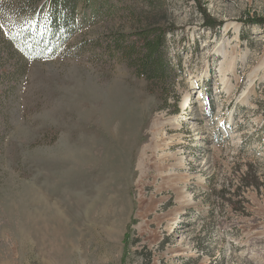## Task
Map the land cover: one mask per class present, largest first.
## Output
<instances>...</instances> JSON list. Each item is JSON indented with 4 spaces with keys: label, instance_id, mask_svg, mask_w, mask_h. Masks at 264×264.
I'll use <instances>...</instances> for the list:
<instances>
[{
    "label": "rangeland",
    "instance_id": "rangeland-1",
    "mask_svg": "<svg viewBox=\"0 0 264 264\" xmlns=\"http://www.w3.org/2000/svg\"><path fill=\"white\" fill-rule=\"evenodd\" d=\"M147 1L0 11V264H264V0ZM144 10L164 84L105 49Z\"/></svg>",
    "mask_w": 264,
    "mask_h": 264
},
{
    "label": "trees",
    "instance_id": "trees-1",
    "mask_svg": "<svg viewBox=\"0 0 264 264\" xmlns=\"http://www.w3.org/2000/svg\"><path fill=\"white\" fill-rule=\"evenodd\" d=\"M79 0H0L1 12H15L19 15L31 14L38 18L44 16L48 20L46 29L51 30V34H56L58 30L64 32V38L70 34L68 23L75 19L76 9ZM95 1V0H91ZM198 10H200L205 26L211 28L221 26V22L210 17L208 10L203 7L201 0H195ZM155 8L153 0H148L146 5ZM149 10V9H147ZM144 10L146 26L141 29L126 32H111L110 42L105 49L114 55L120 54L128 67L144 77L147 81L161 82L164 84L167 77L172 74L169 59L163 56V49L166 43V28L157 25L152 21V17ZM143 16V15H141ZM255 22L264 23V18H254ZM170 30V29H169ZM171 31V30H170ZM45 36V35H44ZM47 38V36H45ZM53 37V36H52ZM23 38V37H22ZM9 42V41H8ZM9 44V43H8ZM179 69V65L177 70ZM164 100L163 102H165ZM264 177L256 172L251 163L243 172L240 182L246 187H253L256 190L264 188ZM262 186V187H261ZM264 198V190L261 192Z\"/></svg>",
    "mask_w": 264,
    "mask_h": 264
},
{
    "label": "snow or ice",
    "instance_id": "snow-or-ice-1",
    "mask_svg": "<svg viewBox=\"0 0 264 264\" xmlns=\"http://www.w3.org/2000/svg\"><path fill=\"white\" fill-rule=\"evenodd\" d=\"M3 27V25L2 24H0V28H2Z\"/></svg>",
    "mask_w": 264,
    "mask_h": 264
}]
</instances>
